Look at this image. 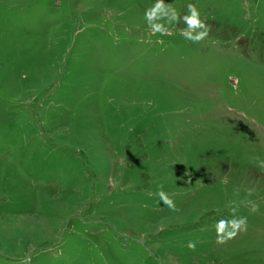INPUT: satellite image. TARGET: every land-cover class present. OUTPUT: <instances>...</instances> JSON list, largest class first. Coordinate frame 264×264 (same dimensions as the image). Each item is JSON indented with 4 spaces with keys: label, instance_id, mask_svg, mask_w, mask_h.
I'll use <instances>...</instances> for the list:
<instances>
[{
    "label": "rangeland",
    "instance_id": "obj_1",
    "mask_svg": "<svg viewBox=\"0 0 264 264\" xmlns=\"http://www.w3.org/2000/svg\"><path fill=\"white\" fill-rule=\"evenodd\" d=\"M0 264H264V0H0Z\"/></svg>",
    "mask_w": 264,
    "mask_h": 264
}]
</instances>
